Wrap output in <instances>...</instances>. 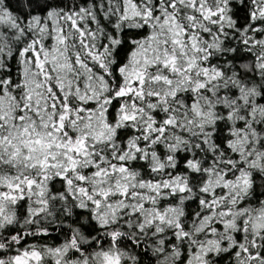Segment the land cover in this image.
Wrapping results in <instances>:
<instances>
[{"label":"snow or ice","instance_id":"6c2138e0","mask_svg":"<svg viewBox=\"0 0 264 264\" xmlns=\"http://www.w3.org/2000/svg\"><path fill=\"white\" fill-rule=\"evenodd\" d=\"M0 264H264V0H0Z\"/></svg>","mask_w":264,"mask_h":264}]
</instances>
